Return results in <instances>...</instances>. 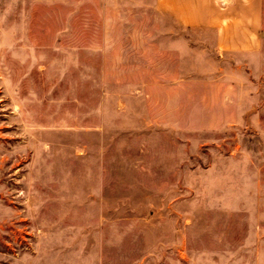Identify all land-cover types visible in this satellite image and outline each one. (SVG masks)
I'll return each instance as SVG.
<instances>
[{"label":"rangeland","instance_id":"obj_1","mask_svg":"<svg viewBox=\"0 0 264 264\" xmlns=\"http://www.w3.org/2000/svg\"><path fill=\"white\" fill-rule=\"evenodd\" d=\"M152 4L0 0V264H264V75Z\"/></svg>","mask_w":264,"mask_h":264},{"label":"crops","instance_id":"obj_2","mask_svg":"<svg viewBox=\"0 0 264 264\" xmlns=\"http://www.w3.org/2000/svg\"><path fill=\"white\" fill-rule=\"evenodd\" d=\"M152 2L156 12L170 18V28L177 30V35L157 38V44L161 41L169 45L172 55L189 56L196 53L210 55L218 62L223 61L226 67L218 69V75L216 72L204 74L210 78L208 83L218 87L223 85L229 94L232 93L229 101H237L241 112L257 105L258 101L251 97V92L258 90V82L264 75V0ZM179 29L188 32L202 30L210 37L196 42L193 37H180Z\"/></svg>","mask_w":264,"mask_h":264}]
</instances>
